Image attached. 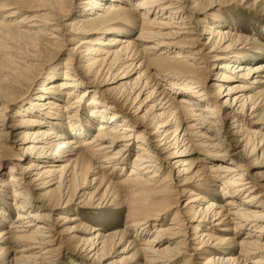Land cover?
Masks as SVG:
<instances>
[{
  "label": "bare ground",
  "instance_id": "1",
  "mask_svg": "<svg viewBox=\"0 0 264 264\" xmlns=\"http://www.w3.org/2000/svg\"><path fill=\"white\" fill-rule=\"evenodd\" d=\"M0 1V43L13 46L4 45L6 51H14L12 48L17 49L23 43L33 48L45 45V30L60 34V29L50 28L60 20V25L72 34L70 43H77L66 60L69 63L73 61L71 59L77 61L83 55L86 57L87 64L83 68L90 72L85 74L89 80L87 83L101 85L106 95L110 94L119 101L129 94L131 98L126 103L133 101L130 110L134 109L140 94L148 93L142 104L150 106L148 111L152 116L147 118V112L144 117L139 116L142 110L137 108L131 113L130 120L123 119L99 105L96 99L89 100V89L77 95L86 83L85 77H79L80 74L67 64L62 81L42 91L44 95L35 98L39 102L31 104V110L16 111V116L11 117L9 112L18 97L15 86L22 85L28 75L19 77L17 68L8 70L7 80L0 81V143H5L14 132L23 129L25 132L14 145L31 162L18 174L20 177L10 172L0 184V197L10 189L13 196L11 206L16 209V218L7 228L11 230L0 231V245L6 243V235L13 237L18 245L10 261L12 264H56L60 251L58 244L63 243L60 229H68V235L76 231L73 225L67 226L77 222L76 217L53 219L47 210L33 202L30 194L48 189L40 196L36 194L35 199L48 204L50 211L66 206V212H69L73 199H66L65 195L72 177L75 176L74 185L79 179V175L74 174L72 157L84 148L92 168L89 174H101L103 180L107 169H113V174L124 168L126 155L133 146L138 152L128 175L120 183L140 187L143 192L151 194L158 205L150 212L147 209L140 213L130 211L135 216V231L141 239L152 228L157 229L155 236L136 249L143 264H193V259L204 261L201 264H264V243L259 240L264 234V193L253 195L256 189L264 192V178L255 181L248 174L249 163L245 160L254 155V151L246 150L251 140L246 141L245 136L254 142L257 136L263 139L264 134L245 130L241 124L245 112H248L249 120H255V113L264 100L263 94L246 95L245 84L251 78L256 77L251 81L252 89L264 86V64L256 63L257 53L261 51L250 46L251 38L231 32L226 22H218L220 25L213 29L204 18H200L201 35L208 33L210 36L203 45L206 48L196 50L199 45L190 38L194 34L187 30L184 15L189 11L194 16L202 12L195 9L197 4L185 10L180 0H141L138 8L133 7L136 0H84L81 13L73 22L65 19L71 0ZM16 16L18 21L11 23ZM125 21L130 22V27H139L133 39L105 40L107 35L121 33L122 26H127ZM52 36L53 33L50 40L56 39ZM78 36L81 38L77 39ZM3 48L0 44V50H5ZM206 49H209L206 54L210 60L222 61L213 66L218 69L216 77L220 78L215 82L221 84H203L206 71L201 64ZM10 57L6 58L13 59ZM236 60H243L247 65L230 62ZM128 63L134 64L133 67L129 68ZM142 69V74L131 81V75ZM221 110L226 117L232 118L228 123L231 126L225 123ZM186 119L192 121L180 130ZM93 120L99 123L96 135L85 140L86 129ZM133 123L140 124L142 130L135 134ZM58 126L67 130L71 137L56 133ZM229 130H233L231 137L239 138L233 140L237 143L234 157L219 145L223 134ZM262 139L258 142V151L263 147ZM104 141L106 143L101 144ZM116 144L121 147L114 150ZM3 148L0 145V160L5 159L6 148ZM191 157L194 158L189 161ZM45 159L49 162L44 163ZM79 159L87 160L84 156ZM93 160H100L102 164ZM95 182L92 179L91 183ZM86 183L78 184V193L87 188ZM209 185L218 187L225 196L237 197L236 200L228 199L218 205L207 198ZM174 194H187V201L182 209L178 207L182 213L174 214L170 226L162 227L163 220L176 204ZM28 200L29 206L22 203ZM76 205L86 207L83 200ZM145 206L148 203L142 207ZM36 208L42 210L34 213ZM3 217L5 214L0 212L2 227ZM215 228H222L225 237L211 235ZM97 231L93 227L84 230L82 233L90 239L80 249L76 248L87 261L108 258L107 251L120 243L117 238L122 232L95 234ZM191 231L197 233L189 239ZM242 232L246 235L237 241ZM222 245L230 249H220ZM183 257L188 258L182 260ZM71 262L75 264L74 260Z\"/></svg>",
  "mask_w": 264,
  "mask_h": 264
},
{
  "label": "rangeland",
  "instance_id": "2",
  "mask_svg": "<svg viewBox=\"0 0 264 264\" xmlns=\"http://www.w3.org/2000/svg\"><path fill=\"white\" fill-rule=\"evenodd\" d=\"M180 1L182 3V7H184L185 10H188L189 7L193 6L194 4H197L195 9L199 12H202L198 15L195 14L194 16L192 11H189V12H185L184 15V17H187L185 19L188 26L187 30L191 31L192 34H194V35H190V38H193L195 41H197L196 45H199V47H197L196 50L205 49L206 47L203 48V45L207 42L210 36L208 33L201 35L202 27L199 28L198 20L200 18H204V20L208 22V25L212 26L213 29L218 27L220 25L219 23L223 21L227 23V26H229L231 32L233 31L234 33H239L244 37L251 38V41L249 43L252 44L250 46L252 47L256 46V48H260L257 50L261 51L260 53L261 55L257 53L259 56H256L257 58L255 57L256 63L257 65L264 64V0H180ZM83 2L84 0H71L68 13L66 14L65 17L67 22L70 21L73 22L77 20L79 16L78 13L82 8L81 4ZM140 5H141V0H136V3L133 5V7L138 8ZM129 16L132 18H137L136 16L133 17L130 14ZM128 20L130 21V19ZM136 20L139 22V24L142 23V20L138 18ZM16 21H18V16L13 17V21L11 23H14ZM60 23L61 21L59 20L57 21V25L50 27L51 30L53 29V27L60 29V34L45 30L46 35L43 40L44 41L43 43H46L45 45L33 48L30 45H26L23 43L18 45L20 47L17 49L12 48L15 52L14 51L10 52V50L8 52L6 51L7 48L5 49V47L6 46L13 47V46H10L5 42L0 43L2 47H4L3 49H5V50L1 49L2 51L0 50V81L7 80V74L9 71H11L12 67L17 68L16 71H20L18 73L19 77L21 75L24 76L28 75V78L26 79V81H23L22 85L15 86V88L17 89L16 90L17 93L15 95L18 97L17 99L15 98V100L17 101L15 103V106L11 108L10 110L11 112H9V116L14 117L16 116L15 115L16 111L19 112L20 110L22 111L28 110L31 108V104H36L37 102H39L38 100L35 101V98L37 99L39 95L43 96L44 94L42 93V91L49 90L53 86V83L56 82L58 83L62 81L61 78L66 70L67 64L71 65V68L74 72L80 74L79 77L82 76L83 77V78L81 77L82 79H84L85 77L84 81H86V83L81 86L82 88L79 90V92H77V95L78 94L81 95V93L85 89H89L91 91L87 93V98L89 100L96 99L99 105L105 106L112 112L121 115L123 119L130 120L131 113L134 112L137 108L139 110L140 109L142 110L139 116L144 117L146 112H147L146 114L147 118L151 116V111H148L150 109V106L142 104L145 98L148 96V93H146L145 95L140 94L139 99L133 105L134 109L130 110L131 108L130 104L133 101L131 100L129 103L128 102L126 103L127 99L129 100V98H131L129 94L125 95L123 99L119 101L110 94L106 95L101 85L97 84V86L96 85L94 86L90 83H87L89 80L86 78L85 74H88L89 71L83 68V66L87 64V59L86 57L84 58L83 55L81 59L77 61L76 59H71L73 61L68 63L66 59L68 58V56H70V53L72 52L71 50L77 45V43H72V42L70 43L69 40L71 39L72 34L66 28L62 27ZM126 23L127 26L126 25L122 26V29L120 30L121 33L116 35H107L105 40H110L114 38L133 39L138 34L139 27L137 28L132 26L130 27V22L129 23L126 22ZM52 33L54 35L52 37L56 39L50 40V35ZM80 38L81 37L78 36L77 39ZM20 48L23 49L21 50ZM208 51L209 49H206L202 53L203 64H201V66L204 67V71H206L205 76L202 78L203 84L206 85L221 84L220 81L215 82L217 79L220 78L216 77V73L218 69H216L215 67L213 68V66L217 65V63H220L222 61L210 60L208 57L209 55L206 54ZM25 52L28 53V55L30 56L28 57V55H26ZM21 54L23 57L24 56L25 57L23 58ZM5 56L6 57L11 56L10 58L13 59H7ZM32 56H34V58ZM25 59L27 60L29 59V60L26 61ZM230 62L238 63V64L242 63L244 65H247V63H245V61L243 60L242 61L236 60ZM133 65L131 63L127 64L129 68H131V66L133 67ZM129 68L128 70L130 71L131 69ZM143 71L144 69L131 75L130 78L131 81H133L134 78L142 74ZM111 75L113 76L114 73H112ZM255 78L256 77L251 78L249 81H247V84H245V87L249 90V91L247 90L246 95H252V94H256L258 96L261 94L264 95V86L257 89H252L253 87L251 86V81L254 80ZM3 83L6 84V82ZM57 95H60L61 98L63 99L66 98L62 94H57ZM180 97L177 100H180ZM0 105H2V103H0ZM220 114L226 118L225 123L227 124V126H231V124L228 123L232 122V118L226 117L223 110L220 111ZM248 117H249L248 112L247 113L245 112V115H243V122L241 121L242 122L241 124L243 125L244 129L248 131L249 130L258 131V133H261L263 135L264 130L262 129V126L264 125L263 123L264 100L259 105L258 110L255 113V120L251 121L248 119ZM191 121H192L191 119H186L185 121H183L180 130H183ZM98 124L99 123L96 122L95 120L91 121L90 125L86 129L87 137L86 139L84 138L85 140H89L95 137L97 130L96 127ZM156 124L157 121L155 122V126ZM133 125L136 126L135 134L142 130L140 124L133 123ZM120 128H122V126L119 127V129ZM60 131H63L64 133ZM24 132L25 131L23 129L14 132L11 136H9L8 140L5 143L3 142L4 144L0 143L1 146L3 145V147L6 148V149L3 148L4 149L3 155H5V159L0 160V184L2 183L1 182L2 179L7 178L6 176L10 172H12L15 177L17 178L20 177V175L18 174L22 173L23 170L26 168V166H28L31 163L30 159H26L25 156H22L20 152H18L17 150L18 148H16L14 145V142L20 139ZM55 132L62 133L66 137L68 136L67 138L71 137L70 133L67 130L61 129L59 126L55 129ZM232 132L233 130H229V133L223 134L221 142H219V145L221 146L223 145V147L226 148V150L229 152L231 157L232 156L234 157V153L236 151L234 150V147L237 145V143L233 142V140L238 137H231L230 135ZM245 139L246 141H249V139L251 140L248 143L246 150L249 149L250 151H254V155H251L250 157H246L245 159L250 165V166L248 165L249 167L247 166L248 174L252 175L253 179H255V181L258 182L264 178V138L262 139L257 136L254 142L248 136H245ZM260 139H262L263 141L261 142V146L263 147L260 149V151H258L259 150L258 142L260 143ZM104 143H106V141L102 142L101 144ZM119 147H121V144H116L114 150L118 149ZM134 148L135 146H133L131 148V152L126 155L127 163L124 166V168H122V170L119 171L117 169V171H115L113 174H112L113 169H107L103 173V175L105 176L103 180L101 174L92 175V176L89 174L92 168L90 165V160L87 158L88 155L85 154L86 150H84V148H82L75 156H73L72 160H74V165H75L74 174L79 175L78 176L79 179L77 180V185H74L75 176L72 177L69 183L68 191L65 195L66 199L68 197L73 199L72 201L73 205H70L69 212L68 211L66 212V210L68 209V207L66 206L59 207L56 210L50 211L48 204L44 203L40 199H39L40 201L35 199L38 196L36 194H39L40 196L48 189L43 191L41 189V191H37V193L35 194L34 193L30 194L31 198L33 199V202L40 208L47 210L48 215H50L53 219H57V217L59 216H64L67 217L68 219H71L72 217H76L78 220L75 223H69L67 225V226L73 225L74 227H76L75 228L76 231L74 234L72 233L71 235H68V229L66 228L60 229L61 231H63V235L61 236L63 243L58 244L60 246L59 247L60 251H58L59 258L57 259L58 261L55 262L56 264H74L73 262H71V260L72 261L74 260L75 264H143L144 263L143 260L140 257H138V255H136V249L140 247V245L144 241L155 236L157 229L152 228L151 231L147 235H144L143 239H141L138 236L137 232L135 231L136 230L135 228L136 219H134L135 216L130 214V211L134 210L140 213L142 209H147V211L150 212L152 211L151 209L155 207L157 208L158 205L156 206L155 203L157 201L154 200L151 194L149 195V193L143 192V189H141L140 187H135L124 183H120L122 179L128 175V172L132 167V160L135 154L138 152ZM261 154L263 155V157L260 156ZM81 156H84L87 160L79 159ZM193 158L194 157H191L189 161H191V159ZM43 162L47 163L49 162V160L45 159ZM93 162L98 165L102 164L100 160L99 161L93 160ZM255 163L256 165H254ZM164 177L165 175H163L162 178ZM92 179L96 180V182L93 184L91 183ZM84 183H86L87 188L80 189L81 191L78 193L79 185L80 186L85 185ZM55 187L56 186L51 187L50 189H54ZM263 193L264 192L262 191V189H256L253 195L258 196ZM57 196H59V194ZM207 198L211 201L216 202L218 205H223L224 202H226L228 199L235 198L236 200L237 197L225 196L224 192H220L218 187L209 185V187H207ZM173 199L175 200L176 204H173L172 209L169 211L167 217L163 220L164 223L162 227L170 226L169 224L172 222V219L175 216L174 214L176 212L179 215L180 213H182L178 209V207L181 209L184 207V204L187 201V194H183V195L174 194ZM12 200H13V196L10 193V189L9 191L7 190V194L2 195L0 197V212L5 214V217L1 219V221L4 222V227L0 226V231L9 232L11 229H7V228L16 218L15 216L16 209L14 208V206L13 207L11 206ZM81 200L84 201V205H86V207H82V206L80 207V205H76V203H78ZM16 201L18 202V198L16 199ZM99 201L101 203H99ZM22 203L27 206L30 205L29 200L23 201ZM146 203H148V206H145L146 208H143L142 206L145 205ZM42 209L36 208L34 210L35 211L34 213H37ZM82 224L85 226H82ZM78 227H80V229ZM89 227H93L96 230H99L95 232V234L113 233L117 231L122 232L121 236L117 238L118 240H120V243L115 244L114 247H111L107 251L108 258L104 260L99 258L96 259L93 258L87 261L85 259L86 257L84 258L85 256L84 254L78 253V250L76 248L80 249L81 247L84 246L87 240L90 239V236H86L84 233H82L84 230L86 229L88 230ZM221 229L222 228H215V230L211 233V235H213L215 238L225 237ZM195 232L196 231H191V233L188 235V238L189 239L193 238ZM245 233L246 232H242L241 236L238 237L237 241H240L241 238H243L246 235ZM7 237L8 239L6 243L4 245H0V264H12L10 261L13 259L18 249L17 248L18 245L14 241L13 237H10V235H6V238ZM259 240L261 241V243L262 242L264 243V234L263 236H261V239ZM221 248H224V250L230 249L229 246H225V245L220 246V249ZM231 248L237 249L236 247H231ZM124 250L127 251L125 253H122ZM186 258L188 257H183L182 260ZM203 262L204 261L199 259H193V264H201ZM246 262L248 263L249 261L247 260Z\"/></svg>",
  "mask_w": 264,
  "mask_h": 264
}]
</instances>
